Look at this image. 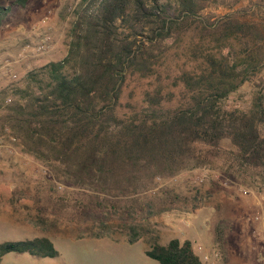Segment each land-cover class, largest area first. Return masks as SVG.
<instances>
[{"label": "trees", "instance_id": "16d2710c", "mask_svg": "<svg viewBox=\"0 0 264 264\" xmlns=\"http://www.w3.org/2000/svg\"><path fill=\"white\" fill-rule=\"evenodd\" d=\"M212 1L82 0L75 9L66 57L28 74L27 82L35 89L20 91L23 97L13 107L11 127L28 139L49 143L65 167L66 182L96 194L73 209V218L100 228L114 212L136 221L141 206L137 200L128 204V198L158 174L175 175L190 165L208 163L225 141L243 167L260 170L264 179V87L248 110L226 106L264 59V35L247 22L230 16L216 22L203 19L201 35L213 38L218 53L204 57L199 73L183 71L181 81L190 92L183 105L153 110L148 119L126 125L117 115L128 74L150 76L170 42L182 35V25L199 19ZM26 3L17 0V5ZM257 4L264 6V0ZM11 10L0 7V26ZM230 37L236 46L226 44ZM145 95L151 106L163 99ZM113 124L123 126L110 138ZM100 195L105 199L99 200ZM11 253L60 256L47 237L0 243V263ZM146 256L157 264H206L190 240L178 238L167 245L154 242Z\"/></svg>", "mask_w": 264, "mask_h": 264}, {"label": "rangeland", "instance_id": "374dc122", "mask_svg": "<svg viewBox=\"0 0 264 264\" xmlns=\"http://www.w3.org/2000/svg\"><path fill=\"white\" fill-rule=\"evenodd\" d=\"M81 1L27 0L20 6L17 0H0V7L12 9L0 26V243L47 237L60 254L50 259L11 253L0 264H157L144 254L145 243L150 247L174 238L190 240L206 264H264V179L260 170L241 165L228 141L208 163L175 175L158 174L128 198V204L137 200L141 206L134 222L122 219L120 212L111 214L105 228L73 218V209L96 194L67 183L53 147L13 131L9 118L22 100L20 91L35 89L28 74L66 57ZM232 2L213 0L199 19L183 24L182 35L170 42L150 76L128 74L117 108L123 125L148 119L153 110H174L190 97L181 81L183 71L195 74L205 56L218 53L213 38L201 35L204 18L216 22L230 16L264 35L259 0ZM230 38L226 44L236 46ZM263 87L264 59L260 70L230 95L227 108L248 110ZM146 93L161 95V104L146 103ZM123 125L113 124L110 138ZM135 236L144 243L131 244Z\"/></svg>", "mask_w": 264, "mask_h": 264}, {"label": "crops", "instance_id": "0c3cea01", "mask_svg": "<svg viewBox=\"0 0 264 264\" xmlns=\"http://www.w3.org/2000/svg\"><path fill=\"white\" fill-rule=\"evenodd\" d=\"M106 237H104L103 239H105ZM132 239V238H131ZM172 240V239H171ZM136 242H143L144 243V241L142 240V239H137L136 241H134V242H131V244H135ZM170 242V241H169ZM168 242V243H169ZM127 243H130V242H127ZM168 243H164V242H159V244L160 245H167ZM147 249H149V247L146 245V243H145V250H144V254L146 255V250ZM198 254V253H197Z\"/></svg>", "mask_w": 264, "mask_h": 264}, {"label": "built area", "instance_id": "2783aa9c", "mask_svg": "<svg viewBox=\"0 0 264 264\" xmlns=\"http://www.w3.org/2000/svg\"><path fill=\"white\" fill-rule=\"evenodd\" d=\"M8 73H12V70H10V69H7L6 70ZM264 227V226H263ZM205 260H208V257H205Z\"/></svg>", "mask_w": 264, "mask_h": 264}]
</instances>
